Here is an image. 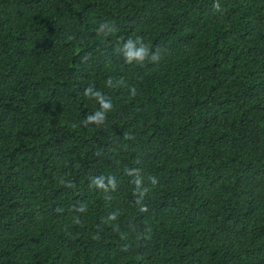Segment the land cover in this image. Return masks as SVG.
Returning a JSON list of instances; mask_svg holds the SVG:
<instances>
[{
    "label": "trees",
    "instance_id": "obj_1",
    "mask_svg": "<svg viewBox=\"0 0 264 264\" xmlns=\"http://www.w3.org/2000/svg\"><path fill=\"white\" fill-rule=\"evenodd\" d=\"M0 264H264V0H0Z\"/></svg>",
    "mask_w": 264,
    "mask_h": 264
},
{
    "label": "clouds",
    "instance_id": "obj_2",
    "mask_svg": "<svg viewBox=\"0 0 264 264\" xmlns=\"http://www.w3.org/2000/svg\"><path fill=\"white\" fill-rule=\"evenodd\" d=\"M215 7L217 9H219L218 4L215 5ZM105 29H107V32H112L114 30L113 28L109 27L106 23H104V24L100 25V28L98 29V31L104 32ZM136 43H140L139 48L135 47ZM117 51L119 53H122L123 57L125 58L126 62H128V63H132L133 60H136L138 63L142 64L146 59H149L150 61H153V62L158 61V59H159L157 54H154L151 58H148V52H149L148 46H146L142 42L140 37H137L136 40H132V39L127 40L123 44V47H119L117 49ZM84 95L86 97H90V98L95 96V98L100 103L101 109L103 110V111H97L95 113V115L88 116L87 122L90 123L93 121H96V122L102 121L104 119L105 111L109 110L112 107L111 103L109 101L105 100L103 98V95L99 91L94 92L93 88L91 86L85 89ZM95 183L99 187H104V184H103L102 180H100V179H97L95 181Z\"/></svg>",
    "mask_w": 264,
    "mask_h": 264
}]
</instances>
